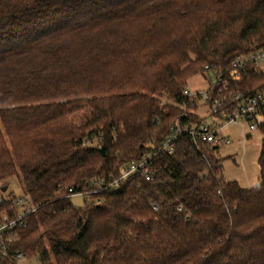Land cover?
<instances>
[{
	"label": "trees",
	"instance_id": "trees-1",
	"mask_svg": "<svg viewBox=\"0 0 264 264\" xmlns=\"http://www.w3.org/2000/svg\"><path fill=\"white\" fill-rule=\"evenodd\" d=\"M263 44L264 0H0V217L21 211L13 176L37 206L0 262L264 264V137L255 187L227 180L220 146L199 135L161 149L178 121L207 123L201 102L213 115L226 100L222 121L238 107L231 93L264 91L253 64L232 72ZM211 73L208 99L185 93ZM155 152L149 179L72 202Z\"/></svg>",
	"mask_w": 264,
	"mask_h": 264
},
{
	"label": "built area",
	"instance_id": "built-area-1",
	"mask_svg": "<svg viewBox=\"0 0 264 264\" xmlns=\"http://www.w3.org/2000/svg\"><path fill=\"white\" fill-rule=\"evenodd\" d=\"M249 64H253L260 73L264 72V44L256 46L249 54L239 55L232 64V72L235 75H238V73L244 71ZM207 69L210 70V67H207ZM185 93L193 98L198 96V93H191L188 89L185 90ZM200 94L203 96V99L209 98L207 91ZM228 99L237 101L238 107L232 113L227 114L224 120L220 121L214 116V114L219 112L220 107L223 106V103L226 101L217 98L211 104V112L214 113L212 115L214 118L212 123H204L201 126H195L193 124L182 126L178 121L173 127V132L163 142L161 149L171 152L173 150L174 140L184 133L199 135L203 141L221 147L222 145H228L231 143L230 138L223 133L225 126L234 124L241 119L248 121L249 129L255 131L259 128L260 124L264 122V91H258L250 95H245L241 92H233L228 96ZM157 153L158 152H155L154 154H146L140 160L131 161L121 169L120 175L111 183L107 184V186H103L96 191L80 192L74 195H82L88 198L91 193L102 191L109 187V185H116L120 180L129 178L136 173L145 174L147 175V179H149L153 157ZM1 185L2 184L0 183V187ZM14 203L21 209L20 213L14 218H11L8 214H3L0 217V246L2 248V255L7 254V246L5 243L7 236H13L11 232L17 226H26L27 216L37 211V206L29 194L18 196L14 199ZM156 208L157 206H155V209ZM18 256H21V254H18Z\"/></svg>",
	"mask_w": 264,
	"mask_h": 264
},
{
	"label": "rangeland",
	"instance_id": "rangeland-1",
	"mask_svg": "<svg viewBox=\"0 0 264 264\" xmlns=\"http://www.w3.org/2000/svg\"><path fill=\"white\" fill-rule=\"evenodd\" d=\"M216 79L211 73V79L208 76L197 74L193 76L188 83L187 89L191 93H203L209 90L211 83ZM199 113L207 118V123L213 122V116L208 106L202 105ZM76 123H82L91 118L88 109L84 108L71 115ZM223 133L227 134L231 140L228 145L220 147V156L223 163V174L227 180H237L244 187H255L260 185V165L258 162L263 132L258 128L255 131L249 129V123L246 120H238L236 123L225 126ZM251 135V136H249ZM13 192L17 196L23 194V187L16 176L9 179V188L7 193ZM86 196L73 195L72 202L76 206L84 205ZM0 264H2L0 262ZM18 264H39L37 257H20Z\"/></svg>",
	"mask_w": 264,
	"mask_h": 264
},
{
	"label": "water",
	"instance_id": "water-1",
	"mask_svg": "<svg viewBox=\"0 0 264 264\" xmlns=\"http://www.w3.org/2000/svg\"><path fill=\"white\" fill-rule=\"evenodd\" d=\"M101 151L104 152V148H101ZM7 188L5 187L4 190H6Z\"/></svg>",
	"mask_w": 264,
	"mask_h": 264
},
{
	"label": "crops",
	"instance_id": "crops-1",
	"mask_svg": "<svg viewBox=\"0 0 264 264\" xmlns=\"http://www.w3.org/2000/svg\"><path fill=\"white\" fill-rule=\"evenodd\" d=\"M227 137H229L227 134H225Z\"/></svg>",
	"mask_w": 264,
	"mask_h": 264
}]
</instances>
